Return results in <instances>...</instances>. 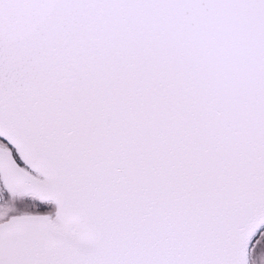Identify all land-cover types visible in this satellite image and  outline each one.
Instances as JSON below:
<instances>
[{
	"label": "snow or ice",
	"instance_id": "obj_1",
	"mask_svg": "<svg viewBox=\"0 0 264 264\" xmlns=\"http://www.w3.org/2000/svg\"><path fill=\"white\" fill-rule=\"evenodd\" d=\"M0 264H264V0H0Z\"/></svg>",
	"mask_w": 264,
	"mask_h": 264
}]
</instances>
